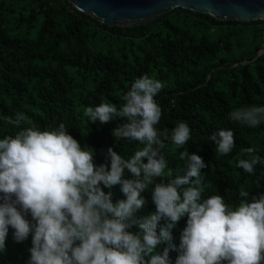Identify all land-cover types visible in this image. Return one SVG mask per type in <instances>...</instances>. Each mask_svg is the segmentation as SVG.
Wrapping results in <instances>:
<instances>
[{
	"label": "trees",
	"instance_id": "1",
	"mask_svg": "<svg viewBox=\"0 0 264 264\" xmlns=\"http://www.w3.org/2000/svg\"><path fill=\"white\" fill-rule=\"evenodd\" d=\"M145 74L164 85L155 97L163 109L157 127L169 133L181 121L191 127L185 147L205 161L204 197L222 195L236 206L241 188L264 193V123L253 128L230 119L237 108L264 106L263 21H218L175 8L151 23L123 28L100 24L67 0H0V139L22 128L63 123L82 146L96 149L97 165L107 163L110 169L109 147L128 158L143 145L116 140L113 130L122 118L102 124L90 122L84 112L101 103L119 109L122 96ZM17 113L25 117L20 128L6 121ZM221 128L234 132L235 147L218 156L209 137ZM249 147L262 160L254 174L238 167L240 159L249 158L244 151ZM183 150L166 141L163 153L173 173L185 167ZM125 175L133 174L125 169ZM104 190L114 202L126 199L120 185ZM141 195L148 202L138 216L155 210L151 192ZM186 222L182 218L173 228L172 243L179 245ZM129 231L140 230L134 225ZM13 232L10 226L0 264H28L32 237L17 243ZM177 255L170 252L173 264Z\"/></svg>",
	"mask_w": 264,
	"mask_h": 264
},
{
	"label": "clouds",
	"instance_id": "2",
	"mask_svg": "<svg viewBox=\"0 0 264 264\" xmlns=\"http://www.w3.org/2000/svg\"><path fill=\"white\" fill-rule=\"evenodd\" d=\"M163 87L145 74L122 96L119 109L109 103L86 108L90 122L122 118L113 130L116 140L143 145L128 158L109 147L110 169L107 163L97 165L96 149L82 146L63 123L45 130L22 128L0 139V252L7 250L11 226L15 242L32 237L28 264H173L172 251L178 253L175 264H264V193L251 195L241 188L236 206L222 195L204 197L205 161L185 147L191 127L183 121L171 133L157 127L163 109L155 97ZM230 119L258 127L264 106L237 108ZM6 121L20 128L25 117L17 113ZM209 139L218 156L235 147L231 129L221 128ZM169 140L184 149L179 157L185 167L175 173L163 153ZM244 151L249 158L240 159L238 167L254 174L261 157L253 147ZM125 169L133 175L126 176ZM116 185L126 199L114 202L104 190ZM146 190L155 210L138 216L148 202L141 195ZM185 217L176 245L172 230ZM134 225L140 231H129Z\"/></svg>",
	"mask_w": 264,
	"mask_h": 264
},
{
	"label": "water",
	"instance_id": "3",
	"mask_svg": "<svg viewBox=\"0 0 264 264\" xmlns=\"http://www.w3.org/2000/svg\"><path fill=\"white\" fill-rule=\"evenodd\" d=\"M67 2L100 24L123 28L151 23L155 18L175 8L209 15L218 21L264 22V0H67Z\"/></svg>",
	"mask_w": 264,
	"mask_h": 264
},
{
	"label": "rangeland",
	"instance_id": "4",
	"mask_svg": "<svg viewBox=\"0 0 264 264\" xmlns=\"http://www.w3.org/2000/svg\"><path fill=\"white\" fill-rule=\"evenodd\" d=\"M154 30H159V28H155Z\"/></svg>",
	"mask_w": 264,
	"mask_h": 264
}]
</instances>
